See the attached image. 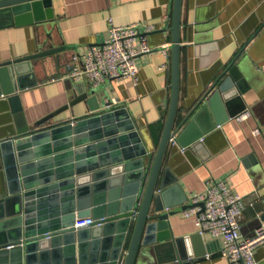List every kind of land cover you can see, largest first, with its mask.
Listing matches in <instances>:
<instances>
[{"label": "water", "instance_id": "95a60500", "mask_svg": "<svg viewBox=\"0 0 264 264\" xmlns=\"http://www.w3.org/2000/svg\"><path fill=\"white\" fill-rule=\"evenodd\" d=\"M51 3L0 0V16L9 15L16 26L47 27L53 23ZM181 13L182 0H174L171 103L154 154L128 109L115 106L104 86L77 84L67 104L33 126L28 124L17 94L38 83L25 82L29 75H35L34 68L53 57L58 68L67 67V73L72 69L73 57L62 63L67 47H50L49 33L34 53L0 64V97H8L14 106L18 102L14 107L18 111L17 131L0 140L8 183L7 194L0 197V264H191L204 255L184 253L183 243L189 238L178 239L171 230L170 217L195 204L177 193V177L171 168L165 170L158 185L163 161L171 137L176 138L172 155L175 150L187 155L188 149L199 153L205 135L220 125L216 122L212 130H205L199 124V113L215 97L224 100L223 95L235 90L245 93L243 84L248 75L235 60L231 62L174 128L184 27ZM236 95L224 101V106ZM82 101L88 106L87 114L54 121ZM188 134H193L192 140L184 144ZM77 218H92L94 222L75 228ZM259 219L264 221V215Z\"/></svg>", "mask_w": 264, "mask_h": 264}, {"label": "crops", "instance_id": "0c3cea01", "mask_svg": "<svg viewBox=\"0 0 264 264\" xmlns=\"http://www.w3.org/2000/svg\"><path fill=\"white\" fill-rule=\"evenodd\" d=\"M51 8L53 23L47 27L27 23L16 26L9 15L0 16V64L34 53L48 33L52 38L50 47H67L62 54L64 64L90 46L105 43L110 18L116 25L154 26L147 36L153 50L136 59L140 68L138 83L122 78L100 86L117 102L115 106L128 109L148 149L156 153L171 103L172 50L164 48L173 40L174 0H52ZM181 23L180 88L174 128L234 60L247 71L248 79L243 84L245 93L235 90L223 95L224 100L215 97L199 113V124L205 130L220 123L205 135V145L199 153L188 149L187 155L177 150L172 155L169 144L158 185L167 168L177 177L172 175L179 187L177 193L188 199L217 181H225L234 192L244 195L248 204L254 203L246 208L241 220L242 235L252 237L264 224L259 219L264 215V0H182ZM166 27V31H160ZM34 72L25 82L38 83L17 94L30 126L67 104L70 91L77 85L67 77V67L58 68L53 57L37 65ZM234 95L225 107L224 101ZM14 107H18V102L14 106L8 97H0V140L17 131L18 111ZM244 107L252 111L247 120L227 118ZM88 110L82 101L54 121L81 117ZM257 128L260 134L256 136L253 132ZM192 137L188 134L184 144ZM7 190L0 156V197ZM169 223L176 238H189L183 243L184 253L204 254L191 264H230L219 252L221 240L209 233L200 235L193 220L183 212L171 216ZM256 258L264 264V245L257 249Z\"/></svg>", "mask_w": 264, "mask_h": 264}, {"label": "built area", "instance_id": "2783aa9c", "mask_svg": "<svg viewBox=\"0 0 264 264\" xmlns=\"http://www.w3.org/2000/svg\"><path fill=\"white\" fill-rule=\"evenodd\" d=\"M109 25V38L105 43L90 46L83 54L73 56L72 69L67 77L76 84H88L89 88H94L108 80L122 78H131L135 84L138 83L140 68L136 59L140 54L153 50L147 36L154 31V26L141 27L137 23L116 25L112 18ZM169 48L170 44L164 49ZM251 116L252 111L247 108L232 119L243 122ZM253 133L259 135L260 129ZM175 142L176 138L171 137L169 143ZM188 201L195 206L183 212L185 217L193 220L199 233H209L221 240L219 252L230 264H259L256 251L264 245V224L252 237H244L241 233L244 211L254 203L248 204L246 197L234 192L225 181L211 184ZM93 222L92 218H77L74 226L85 227Z\"/></svg>", "mask_w": 264, "mask_h": 264}]
</instances>
